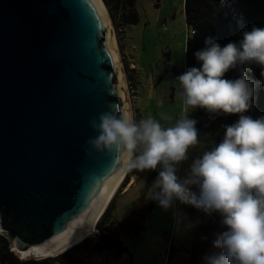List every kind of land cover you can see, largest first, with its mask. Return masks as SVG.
<instances>
[{
	"label": "water",
	"instance_id": "95a60500",
	"mask_svg": "<svg viewBox=\"0 0 264 264\" xmlns=\"http://www.w3.org/2000/svg\"><path fill=\"white\" fill-rule=\"evenodd\" d=\"M101 3L0 0V235L20 259L83 240L126 173L87 144L91 120L129 111Z\"/></svg>",
	"mask_w": 264,
	"mask_h": 264
},
{
	"label": "clouds",
	"instance_id": "9594fccd",
	"mask_svg": "<svg viewBox=\"0 0 264 264\" xmlns=\"http://www.w3.org/2000/svg\"><path fill=\"white\" fill-rule=\"evenodd\" d=\"M195 56L202 66L176 78L184 110L174 124L164 126L151 116L136 121L130 111L114 106L89 122L97 135L87 144L115 154L125 171L159 166L152 197L163 208L179 200L209 214L218 212L228 230L215 241L223 255L213 264H264V117L244 115L252 107L254 87L243 70L239 79L224 78L238 65L264 67V28L253 26L239 44L224 47L207 38ZM195 108L240 118L226 126L223 141L195 159L181 179L178 165L201 143L196 121L188 116Z\"/></svg>",
	"mask_w": 264,
	"mask_h": 264
},
{
	"label": "rangeland",
	"instance_id": "374dc122",
	"mask_svg": "<svg viewBox=\"0 0 264 264\" xmlns=\"http://www.w3.org/2000/svg\"><path fill=\"white\" fill-rule=\"evenodd\" d=\"M102 1L123 67L129 111L136 121L151 116L164 126L174 124L184 110L179 82L176 81L183 74L184 44L189 30L185 24L183 0H133L137 15L133 23H123L122 19V13L131 10L129 6L117 2V8L111 13L105 0ZM262 78L264 75L259 80ZM158 101H163V104ZM204 151L205 141L190 149L188 160L178 165L177 175L181 179ZM160 170L159 166L156 170H134V180L127 188L123 186L115 191L109 215L102 225L115 227L120 232L118 240L123 249L105 248L98 256L88 259L86 264H165L168 251L172 263L184 264L187 261L188 250L194 240L195 223L181 217L184 210L181 205L173 202L165 209L152 197ZM127 179L129 182L130 175ZM140 200L152 202L150 211L144 216L140 215ZM96 223L95 229L71 249L73 256L87 258V249L102 235ZM136 224L141 228L135 231Z\"/></svg>",
	"mask_w": 264,
	"mask_h": 264
},
{
	"label": "trees",
	"instance_id": "16d2710c",
	"mask_svg": "<svg viewBox=\"0 0 264 264\" xmlns=\"http://www.w3.org/2000/svg\"><path fill=\"white\" fill-rule=\"evenodd\" d=\"M105 2L111 13L113 9L117 8V2L131 8L129 12L122 13L123 23H133L137 20L133 0H105ZM183 11L186 27L189 29L184 44L183 73L191 67L200 68L202 66V62L197 60L195 53L204 49L207 38H212L221 47H224L229 42L239 44L243 39V32L251 31L253 26L264 28V0H183ZM193 32L194 35H192ZM242 70L254 87L252 107L244 115L253 119L264 117V78L259 80V77L263 76L264 67L255 63L238 65L225 73L224 78L239 79ZM188 116L196 121L199 139L206 142V151L221 143L226 126H231L240 118V114H212L202 108L189 110ZM132 173L134 170L127 171L119 189H116L117 191L125 186L128 176ZM191 190L199 192L196 186H192ZM113 196L96 223L105 236L102 234L87 249L89 253L87 258L81 259L71 254V249L78 246L82 242L81 240L53 256L20 259L9 249L8 240L0 235V264H86L88 259L98 256L105 248L115 247L116 250L121 251L123 247L118 240L120 232L115 227L112 229V227L108 228L102 225L103 220L109 215ZM139 203L140 215L144 216L150 211L152 202L144 203L140 200ZM174 203L183 207L184 210L180 214L182 218L195 223L194 240L188 250V259L184 264H213L214 260L223 255L222 249L215 246V241L221 233L228 230L222 224V216L218 212L206 213L202 209H197L179 200H174ZM134 227L136 231L141 228V225L136 224ZM165 264H174L171 261L170 251L166 253Z\"/></svg>",
	"mask_w": 264,
	"mask_h": 264
},
{
	"label": "bare ground",
	"instance_id": "6f19581e",
	"mask_svg": "<svg viewBox=\"0 0 264 264\" xmlns=\"http://www.w3.org/2000/svg\"><path fill=\"white\" fill-rule=\"evenodd\" d=\"M100 1V3L102 2L101 0H99ZM102 4V3H101ZM107 19H108V17H107ZM108 21H109V19H108ZM110 24V23H109ZM114 42H115V40H114ZM115 47H116V43H115ZM116 51H117V54H118V50H117V47H116ZM126 98H127V96H126ZM129 106V105H128ZM134 177H135V173H132V174H130V179H129V182H127L126 184H125V187H124V189L125 188H127V186L134 180ZM122 178H123V175L121 176V178H120V180L118 181V183L116 184V186H115V188L113 189V191H112V193L110 194V196H109V198H108V200L109 199H111V197L113 196V194L115 193V191H116V189H117V186H118V184L120 183V181L122 180ZM108 200L106 201V203L108 202ZM104 207V206H103ZM102 210V209H101ZM101 213V212H100ZM99 213V214H100ZM91 228H92V224H91ZM93 229V228H92ZM92 230H87V233L85 234V236H87L90 232H91ZM69 238V237H68ZM68 238H66V239H68ZM65 239V240H66ZM49 250V249H48ZM47 250V251H48ZM52 256V255H51Z\"/></svg>",
	"mask_w": 264,
	"mask_h": 264
}]
</instances>
